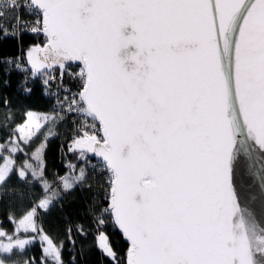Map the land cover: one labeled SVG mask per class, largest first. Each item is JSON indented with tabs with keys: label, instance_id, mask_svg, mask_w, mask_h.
Instances as JSON below:
<instances>
[{
	"label": "snow or ice",
	"instance_id": "obj_1",
	"mask_svg": "<svg viewBox=\"0 0 264 264\" xmlns=\"http://www.w3.org/2000/svg\"><path fill=\"white\" fill-rule=\"evenodd\" d=\"M0 45V264H264V0H0Z\"/></svg>",
	"mask_w": 264,
	"mask_h": 264
},
{
	"label": "trees",
	"instance_id": "obj_2",
	"mask_svg": "<svg viewBox=\"0 0 264 264\" xmlns=\"http://www.w3.org/2000/svg\"><path fill=\"white\" fill-rule=\"evenodd\" d=\"M15 49L12 47H6L0 45V56L6 55V54H14ZM15 86V76L13 77V87ZM11 89L9 90V94H11ZM35 108H37L40 111L46 110V105L44 103H39L34 105ZM3 117V112L0 110V119ZM22 120L21 116L16 117V122H20ZM5 137V129L3 127H0V140H2ZM61 137H53L48 142V148H47V161L49 170L52 171L54 169H59L61 174H63V168L61 167V159H60V145H61ZM8 197H5L2 201H0V223L3 224V227L5 228H12V225L8 223L4 211V205L7 203ZM77 208L83 207V201H81L79 204L75 205ZM71 211V207L68 209ZM45 226L48 228L50 232H55L57 229L60 230V232H63V224L59 220L58 217L53 216L49 218L48 221H46ZM67 256V253H66ZM99 254L96 252H93L90 256H88L84 261L81 262V264H96V261L98 259Z\"/></svg>",
	"mask_w": 264,
	"mask_h": 264
}]
</instances>
